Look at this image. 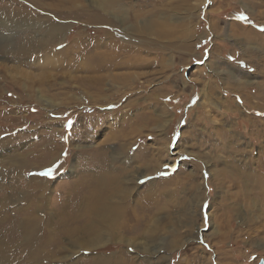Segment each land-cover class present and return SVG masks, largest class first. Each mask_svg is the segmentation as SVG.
Returning a JSON list of instances; mask_svg holds the SVG:
<instances>
[{"label": "rangeland", "instance_id": "obj_1", "mask_svg": "<svg viewBox=\"0 0 264 264\" xmlns=\"http://www.w3.org/2000/svg\"><path fill=\"white\" fill-rule=\"evenodd\" d=\"M95 1H74L83 6V17L80 9L69 10L72 0H64L65 7L63 0H0V22L13 25L9 29L0 24L3 184L10 185L19 171L18 177L48 179L51 194L60 196L63 184L82 170L78 166L90 159L91 152L103 150L111 159L115 149L124 145L122 152L135 157L136 163L142 153L150 159L146 173L151 175L142 179L143 185L152 179L156 187L165 183L164 212L181 226L178 223L174 234L163 235L180 244L167 249L157 246L160 241L150 243L145 253L125 243H111L95 254L124 250V257L134 264L264 262V0H122L125 18H119L125 19L128 33L116 16L110 17L117 26L112 31L102 25L105 22L98 24L93 17ZM133 13L142 21H134ZM155 22L165 23L168 34L163 29L161 37L152 29L139 31L145 23ZM48 23L54 24V32H49ZM169 24L179 26L182 34L170 36ZM113 32L115 44L126 45L116 52L145 62L142 69L125 67L112 75L144 72L147 76L139 80L147 82L144 88L123 87L118 78L95 84L81 80L89 73L77 67L78 56L84 53L75 52L99 39L103 45L92 53L112 50L106 46L114 40L108 36ZM29 37L34 43L54 37L46 53L57 59L41 67L39 52L26 58L12 55L7 44H22ZM144 40L156 44L157 55L156 49L146 48L150 44L142 47ZM176 46L178 50L172 48ZM159 54L168 61L165 67L154 63ZM157 88L162 89L164 101L153 96ZM164 105L169 109L158 126L159 119L154 120ZM143 113L153 121L143 131H133L130 126ZM48 149L60 155L57 162L30 172L42 167L41 155ZM23 158L30 164L21 170Z\"/></svg>", "mask_w": 264, "mask_h": 264}, {"label": "bare ground", "instance_id": "obj_2", "mask_svg": "<svg viewBox=\"0 0 264 264\" xmlns=\"http://www.w3.org/2000/svg\"><path fill=\"white\" fill-rule=\"evenodd\" d=\"M74 1L76 0H72L69 10L76 11L77 9H82L78 11V14L84 15L83 17H85L86 12L83 6ZM95 4L97 10L93 17L98 24H100L99 22L101 21L105 22L104 24L102 23V25L108 28L109 31H112V27L117 28L113 22L114 20L110 18L111 16L125 18L126 10H124L125 6L122 0H96ZM133 17L134 21L142 18L141 15L135 13H133ZM119 21L123 29L128 33V28L125 26L124 22L125 19L119 18ZM189 23L190 21L188 20L185 25ZM0 24L9 29L13 26L12 23L3 22V20ZM169 25L171 27L170 36L172 34H182V32L179 33L177 30L179 26ZM14 27L16 29L15 25ZM48 27L49 32H54V24L48 23ZM150 29H152L158 37L162 36L161 29H163L165 35L168 34L166 24L163 22H155V24L151 25L145 23L139 31H150ZM187 30L189 31V29ZM114 33L115 32H113L112 35L108 34V36H110L109 38H113L115 36ZM45 39L44 41L41 40L34 43L32 38L29 37L25 38L22 44L19 43L12 46L11 43H9L7 45L9 49L12 48L10 52H12L11 54L14 56L26 58L30 53L31 56L32 54H36L35 52H39L40 58L38 57L37 62L43 67L57 59L54 55L49 57L46 53V48L50 43L49 41L54 39V37H46ZM113 39V41L107 42L108 44L106 47L112 49L108 52L93 51L92 53V51H90L93 48L103 45L100 39L90 41L91 45L87 44L78 48L75 53L80 52L84 54L83 56H78L80 62L77 67L78 69L81 68L83 73H89L87 76H82L81 80L85 79L87 83L93 82V84H95L94 81H100V79H110L112 82L114 79L118 78L122 79L121 83L123 87L128 86L133 89V86H135V88L138 89L137 87L140 85L139 88H144L147 82L139 81L141 77L147 76L144 72L138 74V72L132 73L130 71L118 76L112 75L111 72L115 69L121 70L125 67L126 69L132 68L133 70L142 69L141 63L145 62L142 57L116 52V49L125 48L126 45L115 44L118 40H116L117 38L115 39V37ZM157 40L160 41L162 38H158ZM129 42L132 43L130 40ZM122 44L126 43L123 42ZM141 44L144 45L142 46L144 48L145 45L150 44L149 48H146L154 51L156 49L157 52L153 54H158L156 44L152 45L149 40L141 41ZM178 46H180V48H190V46L187 47L186 43H178ZM137 48H139V46H137ZM172 48L179 49L177 46ZM36 49L40 50L37 51ZM66 53L67 52L64 51L61 54ZM160 54L157 56L154 63L162 64L165 67L168 61ZM72 60H70V62H72L70 66L74 68L73 62L78 61V59ZM60 63L62 64L61 66H64V62L60 61ZM150 63L154 64L153 61H150ZM126 64L129 65L127 66ZM102 71L106 74L99 75ZM138 82L140 83L138 84ZM161 90V88H157V92L153 94V96H156V98H154L157 101L165 99L160 96ZM150 98L151 97H149V99ZM105 102L103 103L105 104ZM48 104H52V102H48ZM168 107V105H164L162 112L157 113L159 115L154 122L159 119L160 122L158 126L163 125L164 116L169 109ZM148 114L149 113H143L138 116L136 122H134L130 128H134L133 131H143L145 125L147 126L153 121L151 120L152 117L150 119L147 117ZM121 120H123V118ZM122 146L124 145H120V149H115L111 159L109 153L103 150L96 149L95 152H91L89 154L90 159L85 158L83 166H78L80 169L82 168V170L78 171V173L76 172L77 174L72 176V180L63 184L66 185V187L60 196L57 192L55 195L51 194L48 179L44 177L22 178L17 176L18 171L16 177L14 176L15 178L12 179L13 182L10 183V185L8 184V186L3 184L5 180L4 177H1L0 264H134L133 261H130L131 259L128 260L124 257V250L122 252L119 251L120 253L118 254L97 255L94 252L111 243H125L131 246V248H140L145 253L149 251L148 248H150V243L160 241L161 243L157 244V246H162L167 249H172L180 244L177 240L171 238V236L167 238L163 235L166 231L173 232L172 234H174L175 231H177L175 228L178 226V223V227L181 226L179 220L167 216V213L164 212L167 207V204L165 205L162 201L165 183L159 184L156 187V185H154L156 181L152 179L150 181L147 180L148 182L145 183L146 185H143L141 183L142 179L151 175L149 172L146 173V169L150 167V159L142 153L141 159L136 163L135 157H126V154L122 152ZM20 156L24 157L23 155ZM41 156H43L42 167L37 169L31 168L30 172L50 167L52 163L57 162L60 155L48 149V151ZM28 161L23 158L19 163V168L29 166L30 163ZM116 162L121 166H115L114 163ZM135 163L138 164V167L134 168L133 165H135ZM0 164H2V167L0 166L1 169L4 170L6 161L1 160ZM46 165H48V167ZM10 168L13 169V167ZM76 168L77 165L74 166L71 171L74 172ZM133 168L135 170H132ZM6 174H8V171H5V175ZM150 186L154 188L152 189ZM143 188H145V190L141 191ZM188 226H190V224ZM133 238L134 240H132ZM87 254L89 256L92 254V257L89 258V256H85Z\"/></svg>", "mask_w": 264, "mask_h": 264}, {"label": "snow or ice", "instance_id": "obj_3", "mask_svg": "<svg viewBox=\"0 0 264 264\" xmlns=\"http://www.w3.org/2000/svg\"><path fill=\"white\" fill-rule=\"evenodd\" d=\"M45 175H51V173L49 172V173H45Z\"/></svg>", "mask_w": 264, "mask_h": 264}, {"label": "water", "instance_id": "obj_4", "mask_svg": "<svg viewBox=\"0 0 264 264\" xmlns=\"http://www.w3.org/2000/svg\"><path fill=\"white\" fill-rule=\"evenodd\" d=\"M260 264H264V262H261Z\"/></svg>", "mask_w": 264, "mask_h": 264}]
</instances>
